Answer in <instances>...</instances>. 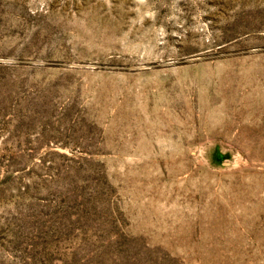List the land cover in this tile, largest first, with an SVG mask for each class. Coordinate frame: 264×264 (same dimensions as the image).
Here are the masks:
<instances>
[{
    "label": "rangeland",
    "instance_id": "374dc122",
    "mask_svg": "<svg viewBox=\"0 0 264 264\" xmlns=\"http://www.w3.org/2000/svg\"><path fill=\"white\" fill-rule=\"evenodd\" d=\"M0 264H264V0H0Z\"/></svg>",
    "mask_w": 264,
    "mask_h": 264
}]
</instances>
